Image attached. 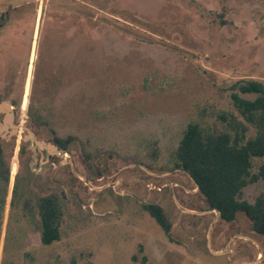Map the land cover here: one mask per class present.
Listing matches in <instances>:
<instances>
[{"label": "rangeland", "instance_id": "rangeland-1", "mask_svg": "<svg viewBox=\"0 0 264 264\" xmlns=\"http://www.w3.org/2000/svg\"><path fill=\"white\" fill-rule=\"evenodd\" d=\"M16 1L30 5L0 13V100L60 149L32 173L25 132L1 140L13 155L0 264H264L248 217L209 212L176 157L191 123L206 135L264 137L260 115L247 121L232 99L257 97L242 83L264 85V0ZM51 195L63 219L60 241L46 246L37 203ZM259 198L263 180L240 195ZM149 204L163 209L170 235Z\"/></svg>", "mask_w": 264, "mask_h": 264}, {"label": "trees", "instance_id": "trees-1", "mask_svg": "<svg viewBox=\"0 0 264 264\" xmlns=\"http://www.w3.org/2000/svg\"><path fill=\"white\" fill-rule=\"evenodd\" d=\"M242 94H254V100L241 98L233 94L232 99L240 114L249 122L259 114L264 123V85L250 81L238 87ZM57 144L66 150L62 142ZM0 140V182L3 183V194L0 190V221L7 203V192L10 183L12 155L8 154ZM176 157L178 167L183 169L198 185L211 211L220 212V219L233 222L238 214L244 213L251 221L253 231L264 238V199L255 203L240 199L242 190L251 183L264 181V166L257 173L252 172V159L264 158V137L245 139L243 134L232 136L224 132L216 135L204 134L198 123H191L180 142ZM20 176L16 175L11 199L14 208L18 195ZM40 221L41 242L51 245L61 239L63 219L62 205L57 196H43L37 203ZM145 209L156 219L167 235L171 233L163 209L157 204H149Z\"/></svg>", "mask_w": 264, "mask_h": 264}, {"label": "flooded vegetation", "instance_id": "flooded-vegetation-1", "mask_svg": "<svg viewBox=\"0 0 264 264\" xmlns=\"http://www.w3.org/2000/svg\"><path fill=\"white\" fill-rule=\"evenodd\" d=\"M2 101H6V100H0V102H2ZM7 102H9V101H7ZM13 108L14 107L12 105V110H13ZM3 119H4V115L0 114V122H2ZM15 124H16V112H15ZM18 126H20V125H18ZM22 128L23 127L20 126L19 133L16 136L10 137L7 134V136L5 138L0 137V140H2L4 142L5 141L9 142L14 137L19 136L21 134V132H25V134H26V136L24 138V145L25 146H24V148L22 150L23 151L22 152V154H23L22 158L24 159V162L29 166V168L32 171V173H35V172L39 173V172H41L43 170H46L47 168L51 167L54 164V160H55V158L57 156L56 150L52 147V146H54V147L57 146L55 144V141L51 142L49 140L45 141V140H42V139H38L37 135L30 128L25 127V128H27V129L32 131L33 137H31L29 135V133L27 131L23 130ZM16 173H17V171H16Z\"/></svg>", "mask_w": 264, "mask_h": 264}, {"label": "water", "instance_id": "water-1", "mask_svg": "<svg viewBox=\"0 0 264 264\" xmlns=\"http://www.w3.org/2000/svg\"><path fill=\"white\" fill-rule=\"evenodd\" d=\"M0 114L4 115V119L2 122H0V137L5 138L7 134L12 137L16 136L19 133L20 126L15 124V112L12 110V105L7 101L0 102ZM23 130L27 131L31 137H33V133L31 130L23 127ZM56 152L57 155L59 154V148L56 146H52ZM190 177V175H189ZM191 178V177H190ZM193 181V179L191 178ZM194 182V181H193ZM195 183V182H194ZM196 185V183H195ZM197 190L199 191L198 185H196ZM189 213H196L189 210H184ZM209 212H216L218 215V218L220 217V212L217 210L209 211Z\"/></svg>", "mask_w": 264, "mask_h": 264}, {"label": "crops", "instance_id": "crops-1", "mask_svg": "<svg viewBox=\"0 0 264 264\" xmlns=\"http://www.w3.org/2000/svg\"><path fill=\"white\" fill-rule=\"evenodd\" d=\"M43 1H46V0H43ZM28 5H30L29 2L19 3L16 0H11V2L5 3V0H0V13H5L8 10L20 11V9H23V8L27 7ZM18 16H15V17H18ZM7 18H8V23H9L10 22V16L8 15Z\"/></svg>", "mask_w": 264, "mask_h": 264}]
</instances>
